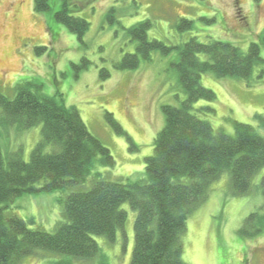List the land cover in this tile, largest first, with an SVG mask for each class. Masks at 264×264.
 <instances>
[{
  "label": "rangeland",
  "instance_id": "rangeland-1",
  "mask_svg": "<svg viewBox=\"0 0 264 264\" xmlns=\"http://www.w3.org/2000/svg\"><path fill=\"white\" fill-rule=\"evenodd\" d=\"M65 3L73 17L90 24L83 40L56 21L55 14ZM182 20L192 26L181 30ZM143 22L151 23L149 41H161L172 51L169 55L154 51L137 69L121 70L118 66L125 56L135 54L139 45L129 30ZM192 39L202 44L227 42L243 52L259 43L264 60V0H51L45 13L35 11V0H0V92L13 98L17 84L34 81L45 95L61 94L68 107L79 110L89 132L116 162L111 168L96 163L86 183L68 190L25 194L7 211L31 229L54 233L65 221L61 198L90 190L96 173L122 182L143 179L146 159L153 156L154 140L165 126L163 107H179L186 99L177 64L181 48ZM41 48L46 50L38 53ZM104 70L109 77H102ZM201 84L217 96L213 103L196 104L195 114L216 131L233 136L235 122L256 126L255 116L264 114V61L249 81L209 73ZM207 107L214 111L202 110ZM107 113L114 115L122 134ZM41 139L42 125L0 126L6 160L22 152L29 161ZM263 177L264 168L245 197L232 195L229 173L210 187L208 200L188 221L185 264H264L262 220L246 226L251 214L264 215ZM122 209L128 214L124 230L115 243L96 236L100 252L94 258L38 250L22 264H132L137 212L128 203ZM257 229L262 231L248 236Z\"/></svg>",
  "mask_w": 264,
  "mask_h": 264
},
{
  "label": "trees",
  "instance_id": "trees-1",
  "mask_svg": "<svg viewBox=\"0 0 264 264\" xmlns=\"http://www.w3.org/2000/svg\"><path fill=\"white\" fill-rule=\"evenodd\" d=\"M50 9L51 0H35L37 13ZM55 18L79 40L90 28L87 20L71 15L66 3ZM191 26L192 22L182 20L179 28ZM150 27V22H143L129 30L139 45L135 54L125 56L119 69H137L154 51L171 53L172 48L165 43L149 41ZM263 61L259 43H252L247 52L222 41L202 44L192 39L186 43L177 64L186 99L179 107H163L165 126L154 140L153 156L146 159L145 177L122 182L96 173L90 190L61 198L65 221L54 233L31 229L26 221L7 211L9 204L25 194L82 185L96 163L111 168L116 162L110 150L89 132L79 110L68 107L61 94L45 95L41 84L34 81L17 84L13 98L0 92V126L31 129L42 125V139L29 161L23 159L22 152L6 160L0 145V264H22L38 250L94 258L100 252L96 236L115 243L118 232L124 230L128 214L122 206L126 203L137 212L131 263L185 264L183 237L188 221L208 200L210 187L229 173L232 195L248 196L255 176L264 168V114L255 116L256 126L235 122L233 136L216 131L195 114L196 104L213 103L217 96L201 84L202 77L214 73L219 78L249 81ZM109 76L108 71L102 72L103 78ZM202 110L214 111L209 107ZM107 118L122 134L114 115L107 113ZM261 187L264 190V177ZM257 220H262L264 228V215L258 213L250 215L246 226ZM261 231L257 229L248 236L255 237Z\"/></svg>",
  "mask_w": 264,
  "mask_h": 264
}]
</instances>
